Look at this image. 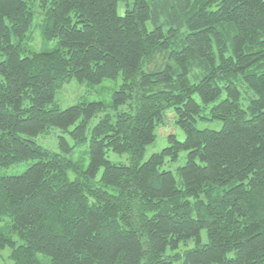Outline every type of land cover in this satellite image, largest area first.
<instances>
[{"label":"trees","instance_id":"obj_1","mask_svg":"<svg viewBox=\"0 0 264 264\" xmlns=\"http://www.w3.org/2000/svg\"><path fill=\"white\" fill-rule=\"evenodd\" d=\"M41 1L52 47L32 51V8L0 0V170L31 162L0 174V250L13 264H264V0ZM118 78L87 140L104 104L61 109L55 94ZM168 110L184 140L140 164ZM55 129L58 153L38 143ZM87 142L83 168L65 155Z\"/></svg>","mask_w":264,"mask_h":264},{"label":"rangeland","instance_id":"obj_2","mask_svg":"<svg viewBox=\"0 0 264 264\" xmlns=\"http://www.w3.org/2000/svg\"><path fill=\"white\" fill-rule=\"evenodd\" d=\"M32 11L34 12L33 18V27L31 29V33L28 34L29 38L25 39L24 43H27L28 47L32 51H40L41 49L51 48L52 45L47 44L46 47L42 43V38L40 34V25L41 19L43 18V3L41 0H26ZM122 81L120 78L115 80H104L100 85L89 87L85 82L78 83V82H70L63 86L60 90L57 91L55 94L54 102L57 104L61 109H65L69 106L75 105L80 102L84 103H93V102H101L104 104V110L101 113H98L95 117H93L87 123V140L89 137L90 129L99 121L101 117L106 114L113 115V111L110 108L109 104L111 101L112 94L115 90H117ZM132 95H135L136 92L132 91L131 89L126 88ZM244 97L246 95L244 94ZM194 98L199 101L198 97L195 95ZM243 107L246 105V101L242 100ZM128 103L133 104V101L128 100ZM211 106V105H210ZM209 106V107H210ZM123 110H128L127 106L122 107ZM166 121L167 125L160 126L159 128H155V141L146 146L143 156L140 160V164L147 161V159L156 153H160L161 150L169 145L168 143V136L175 135L176 139L180 142L184 140V134L180 130V128L174 123V115L172 110H168L166 113ZM198 129H210V130H220L221 122L217 120H199L196 124ZM62 135L61 131L58 129L52 130L49 134L43 135L38 141L39 145L52 153H58V137ZM65 137L69 139V137L64 134ZM65 156H69L70 159L73 161L79 162L83 168H85L88 164V142L87 144L77 146L73 149L71 154H66ZM106 157L112 163H123L129 164L130 159L129 155L124 154H116L113 152H106ZM186 161V152L180 153L178 160L171 164L168 170H171L175 173V170L184 165ZM31 162H22L16 165H12L6 169H1V175H20L22 174L26 168L30 165ZM101 171L97 174L96 180L99 179ZM69 178L72 180L74 179V174L69 172ZM202 237V244L206 243V234L205 232H201ZM192 247L193 244L190 243ZM0 264H13L12 260L10 259V249L5 248L0 250ZM178 264V263H177Z\"/></svg>","mask_w":264,"mask_h":264}]
</instances>
